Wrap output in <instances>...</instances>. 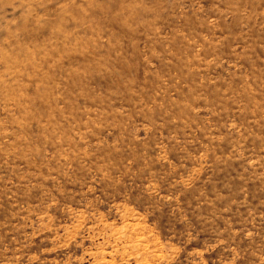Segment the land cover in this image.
<instances>
[{
	"label": "rangeland",
	"instance_id": "1",
	"mask_svg": "<svg viewBox=\"0 0 264 264\" xmlns=\"http://www.w3.org/2000/svg\"><path fill=\"white\" fill-rule=\"evenodd\" d=\"M0 264H264V0H0Z\"/></svg>",
	"mask_w": 264,
	"mask_h": 264
}]
</instances>
